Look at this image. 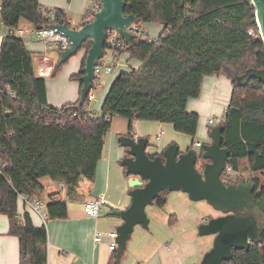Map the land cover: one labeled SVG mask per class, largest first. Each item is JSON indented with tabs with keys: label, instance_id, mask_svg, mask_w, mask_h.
Segmentation results:
<instances>
[{
	"label": "trees",
	"instance_id": "1",
	"mask_svg": "<svg viewBox=\"0 0 264 264\" xmlns=\"http://www.w3.org/2000/svg\"><path fill=\"white\" fill-rule=\"evenodd\" d=\"M125 1L126 13L137 16L139 25L157 23L163 29L156 39L135 35L119 49L140 66L120 72L97 114L88 99L81 106L80 99L62 107L49 104L46 78L37 73L33 52L17 35L22 19L36 27L49 20L38 0H4L2 22L13 33L0 44V214L9 217V233L20 240V264H48L47 227L35 225L27 209L19 213L21 196L41 197L46 177L69 192L82 177L94 180L115 117L129 121L128 135L136 120L171 124L192 138V147L200 114L187 104L201 95L206 75L224 74L233 84L223 134L233 173L241 159L255 171L264 170V84L256 78L246 85L236 80L249 68L264 69V42L252 0ZM56 12L57 20L69 21L63 9ZM90 47L87 40L86 55ZM62 65L54 67L53 75ZM84 67L85 60L72 75L81 86ZM169 193L162 191L154 205L164 208ZM54 196L48 217L67 218V201ZM171 218L176 222V215ZM233 251L224 264H264V240Z\"/></svg>",
	"mask_w": 264,
	"mask_h": 264
},
{
	"label": "crops",
	"instance_id": "2",
	"mask_svg": "<svg viewBox=\"0 0 264 264\" xmlns=\"http://www.w3.org/2000/svg\"><path fill=\"white\" fill-rule=\"evenodd\" d=\"M38 2L50 8L63 9L72 22V27L76 26L77 28H80L79 25L85 22L86 18L89 17V13L93 12L92 14H94L99 8L98 0H38ZM76 15L82 18L76 21L74 19ZM23 24L25 25L23 28L30 32L25 43L27 48L34 54L37 73L44 76L47 81L49 104L62 107L65 104L78 101L82 86L79 80L72 78V75L81 70L86 57V50L82 49L77 56L71 57L61 66L58 73L53 75L58 56L55 55V52L49 51L43 41L35 38L33 30H37L36 26L31 22ZM144 24L148 28L140 26L146 30H150L149 27L153 25V23ZM158 27L154 28L156 38L163 29L161 25ZM0 32L1 44L2 39L9 35V29L6 28V31ZM109 50H112L114 62L111 61L113 64H108L112 65L114 70L107 76L105 83L111 87L120 72L130 68H138L140 62L138 60H128V55H125V59L122 60L121 54L123 51L121 50L123 49L110 48ZM112 58L111 60H113ZM232 91V81L224 74L206 75L203 79L200 98L197 97L196 100L195 98H191L194 100L189 99L187 108L208 113L207 100L204 94L209 93V96L220 95L223 98H229L230 101ZM106 95L102 100L99 99L100 101L97 104H94L98 99V93H96V99L90 102V108L97 114L101 112ZM228 108L229 105L226 110ZM208 118L209 121L212 119L210 116ZM129 125L127 119L117 117L113 119L112 127L106 135L103 156L98 163L94 180L82 177L73 192H69L66 185L62 183L54 182L51 179L43 180L45 191L40 198L44 202V211L47 212V204L52 200L51 195L55 194L54 198L67 201L69 211L67 218L50 219L48 217L45 221L36 212L29 211L23 199H20L19 213L22 214L27 209L35 225L45 224L47 227L48 264H192V262L194 263L203 258L204 254L213 246L214 236H204L207 238L203 239L202 236L197 235L195 225L192 224L194 220L204 222L210 218L203 216L205 208H195L192 206L188 195L179 191L169 193L168 202L164 207L167 212H171L170 214L176 215L177 218L176 222L173 223L172 215H170L167 225H164L167 236L164 245L161 242L156 248H151L148 251V248H146L141 252V249L139 251L137 248L132 247V244H129L130 239L119 260L116 256L117 249L111 250L109 248L111 240L107 234L116 231V227L121 225L123 220L119 216L108 215V213L112 208L126 209L132 202L129 195L131 190L128 184L129 176H127L126 168L120 164V161L126 156V149L119 142L120 136L128 134ZM160 131L163 132L162 137H160L162 139V149L156 151L148 149V152L161 153L169 144L174 143L176 130L173 125L159 121L136 120L133 123L131 134L136 137H147L150 133H159ZM200 133V127H198L197 134ZM201 135L203 134L201 133ZM196 138L197 135L195 140ZM196 141L202 143L200 140ZM191 144L192 141L190 144L185 143L180 148L186 150ZM99 196H103L107 203L98 217H90L84 212V205L87 201ZM9 230V217L0 214V264H20V240L17 236L10 234ZM97 232L103 234L100 241L95 240ZM168 245L170 248H168ZM136 250L137 252H135Z\"/></svg>",
	"mask_w": 264,
	"mask_h": 264
},
{
	"label": "water",
	"instance_id": "3",
	"mask_svg": "<svg viewBox=\"0 0 264 264\" xmlns=\"http://www.w3.org/2000/svg\"><path fill=\"white\" fill-rule=\"evenodd\" d=\"M100 7L94 13L93 19L80 28L71 27L69 23L50 25L58 33L65 35L70 46L59 52L60 63L67 62L76 55L89 40L84 75L81 77L82 88L79 105H83L96 79V66L105 57L108 30L115 29L119 38L126 45L131 44L135 34L131 27L139 23L134 14L126 13L125 0H99ZM256 9V23L264 42V0H252ZM42 26H38L40 30ZM13 30H9V34ZM256 78L264 84V69L249 68L244 74L237 76L238 85H246ZM224 122L210 129V143H204L198 148L188 147L181 150L177 143L169 144L161 153L152 156L148 152L150 146L148 137L122 135L119 137L121 146L126 149V156L120 161L129 176V195L131 205L123 210L112 208L108 215L121 217L123 223L116 227L117 259L127 247L128 241L140 225L149 228L150 219L147 207L154 205L155 199L164 190L186 193L192 201H207L215 210L225 213L223 216L211 217L198 227L200 236H214L213 246L204 254L199 264H224L234 257L233 250H248L252 243L261 241V230L251 212L255 205L252 196L253 182L238 184L223 181L231 151L223 145ZM192 145V144H191ZM204 160L205 163L199 165ZM207 161V162H206Z\"/></svg>",
	"mask_w": 264,
	"mask_h": 264
},
{
	"label": "rangeland",
	"instance_id": "4",
	"mask_svg": "<svg viewBox=\"0 0 264 264\" xmlns=\"http://www.w3.org/2000/svg\"><path fill=\"white\" fill-rule=\"evenodd\" d=\"M82 17L79 15L75 16V20L79 21ZM23 23L29 24L30 22L26 19H22L21 20V24H20V30L17 31V33H19L21 30H23L25 33L23 34L24 41H27V36L30 35L29 30H27L25 27V25ZM74 23V22H73ZM143 27H147L146 24H141ZM156 26L157 28H159L158 26H160L159 24H155L153 23V25H151L150 30L148 29L146 33L140 34L139 36L143 39H156V36L154 33H156V30L154 27ZM76 27V26H74ZM0 31H6V27L4 26L3 22H2V18L0 15ZM33 32L35 33L36 30H33ZM32 32V33H33ZM1 33V32H0ZM110 49V48H109ZM107 49V54L105 55V57L103 58V61L107 64V63H112L111 61L114 62V59L112 58V50ZM82 50V49H81ZM80 50V51H81ZM51 52H55V55H57L58 57V62L57 64H60V56H59V51L58 50H49ZM79 51V52H80ZM78 52V53H79ZM115 52V51H114ZM78 53L74 56H77ZM122 53V52H121ZM122 60L125 59V55H128L127 53L123 52L122 54ZM72 56V57H74ZM111 58L113 60H111ZM126 61V60H125ZM66 63V62H65ZM63 63V64H65ZM113 64V63H112ZM226 78V77H225ZM104 80H107V77H104ZM103 84V87L98 89V101L96 100L94 102V104H97V102H99L100 100L103 99L104 95H106V93L108 92V89L110 86H108L107 83ZM106 84V85H105ZM208 95V96H207ZM204 97L207 100V104L206 106L208 109V113H204V112H199L196 110H189V111H194L197 112L198 114H200L201 116V122H200V132L203 134H197V138L196 140H200L202 141V143H209V141H211V137H210V128L222 123L225 121L226 118V108L229 105V98H223L220 95H214V96H209V93H207L206 95L204 94ZM100 97V98H99ZM200 98V97H199ZM100 99V100H99ZM198 98H195V100ZM194 100V99H191ZM212 117L214 120L213 124H210L209 122V118L208 117ZM116 118V117H115ZM117 118H121V117H117ZM125 119V118H124ZM176 132V137L174 138V142L177 143L180 147H183V145L185 143H191L192 138H190L187 134L182 133V132ZM158 135H161L162 137V133L161 131L159 133H150L147 137L149 138V142H150V146L148 147V149L150 150H160L161 148V143H162V139H158ZM164 137V134H163ZM167 137V136H166ZM201 147V146H200ZM200 147H198V150L200 151ZM201 152V151H200ZM44 181L46 180H50L49 178H44ZM189 197V196H188ZM190 199V198H189ZM191 200V199H190ZM76 201V200H74ZM73 202V201H72ZM192 206H194L195 208L197 207V209L199 208H205L204 212H203V216L205 217H216L219 215V212L217 210H215L207 201H190ZM207 209V210H206ZM148 217L150 219V224H149V228L148 229H144L142 226L138 225L135 227V230L131 236V241L129 244H132L131 246L134 248H137L139 251L141 249V252H143V249H147L150 250L151 248H156L158 245H160V243L162 242L163 245L164 243H166V233H165V228L164 225H167L168 220L170 218V214L171 212H167L166 208H159L155 205H150L147 207L146 209ZM183 222V221H182ZM201 220H194L192 222V224L195 225L196 231H197V235L200 236L198 234V227L201 224ZM149 234V235H148ZM202 238H207L202 236ZM170 243V240L168 241ZM214 242V239H213ZM137 252V250L135 251ZM204 257V256H203ZM203 258L199 259L196 262H192V264H197L200 263L202 261Z\"/></svg>",
	"mask_w": 264,
	"mask_h": 264
},
{
	"label": "built area",
	"instance_id": "5",
	"mask_svg": "<svg viewBox=\"0 0 264 264\" xmlns=\"http://www.w3.org/2000/svg\"><path fill=\"white\" fill-rule=\"evenodd\" d=\"M3 3H4V0H0V13L3 10ZM41 13L43 14L44 17L48 18L49 23L47 26L42 27L40 30H36V32L34 33L35 38L40 40V41H43L49 50H58L60 52V51L67 49L70 46L69 39L65 35H63L62 33H58L55 29L50 28V25H52V24L64 23L63 21L57 20L56 8H50V7L42 5ZM93 15L94 14L89 13L88 14L89 17H87L85 22L80 24L79 26L81 27L83 24L87 23L91 18H93ZM67 23H69V25L72 27V22L70 20ZM131 30L137 36L147 32V30L145 28H143L142 26H140L139 24H134L131 27ZM24 33L25 32L23 30H21L19 33H17V35L23 36ZM149 40H151V38ZM106 42H107L109 48L124 49L126 46L125 41L123 39L119 38L118 32L115 29H109L108 30V38H107ZM113 70H114L113 66L108 64V63L106 64L103 61V59L101 60V63L96 66V69H95L96 79L94 80L93 87L90 90L88 97H87V99L90 102L96 99V93H97L98 89L103 87V84L105 81L104 77H107L109 74H111L113 72ZM41 74H42V72H41ZM227 110H226V113H227ZM209 122H210V124H213L214 123L213 118L210 119ZM160 137H161V135H158L157 138L160 139ZM136 138H138V137H136ZM202 144L203 143L196 141L194 144V147L198 148V147L202 146ZM223 173H224V175H223ZM223 173H222V175H223L222 179L224 182L228 183L231 180V177H232L231 175L233 173L232 166L227 164ZM21 198L23 199V201L26 205V208L29 211L36 212L37 214L42 216V218L46 221V219L48 218V213L44 211V209H43L44 208V202L42 201V199L40 197H36V196L29 197V196L23 195V196H21ZM106 203H107V201L103 196L95 197V198H93V199H91L85 203L84 212L90 217H98L101 214ZM107 235L111 240L110 244H109V248L111 250H116L118 247V244L116 241L117 232L112 231V232H109ZM102 236H103V234L101 232H97L96 236H95V240L100 241L102 239ZM168 248H170L169 245H168Z\"/></svg>",
	"mask_w": 264,
	"mask_h": 264
},
{
	"label": "flooded vegetation",
	"instance_id": "6",
	"mask_svg": "<svg viewBox=\"0 0 264 264\" xmlns=\"http://www.w3.org/2000/svg\"><path fill=\"white\" fill-rule=\"evenodd\" d=\"M240 181L245 183L251 181L254 184L252 191L253 200L255 203H260V205H255L251 212L256 219L257 227L261 230L260 238L262 241L264 240V170L255 171L246 159H241L239 171L233 173L232 179L227 184H238ZM218 212V216L225 215L223 212Z\"/></svg>",
	"mask_w": 264,
	"mask_h": 264
}]
</instances>
